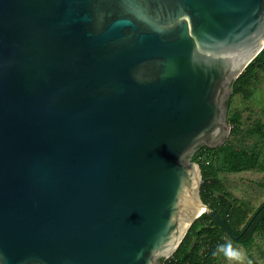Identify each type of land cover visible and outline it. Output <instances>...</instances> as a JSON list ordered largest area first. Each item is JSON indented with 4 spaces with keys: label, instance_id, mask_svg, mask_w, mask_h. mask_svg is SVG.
<instances>
[{
    "label": "water",
    "instance_id": "1",
    "mask_svg": "<svg viewBox=\"0 0 264 264\" xmlns=\"http://www.w3.org/2000/svg\"><path fill=\"white\" fill-rule=\"evenodd\" d=\"M264 47V0H0V264H161L200 146Z\"/></svg>",
    "mask_w": 264,
    "mask_h": 264
},
{
    "label": "trees",
    "instance_id": "2",
    "mask_svg": "<svg viewBox=\"0 0 264 264\" xmlns=\"http://www.w3.org/2000/svg\"><path fill=\"white\" fill-rule=\"evenodd\" d=\"M258 68H264V47L232 83L228 106L237 93L244 98L251 96L252 91L248 86ZM227 120L231 125L230 138L214 148L200 145L191 158L201 170V199L216 212L229 231L221 221L203 212L190 225L173 254L161 259V264H219V255L213 257L212 252L217 245L227 243V237L234 243L247 245L256 232L264 234V199L249 211L220 177V173L241 172L258 165L257 149L246 145L239 136L240 115L232 114ZM259 131L264 138V130Z\"/></svg>",
    "mask_w": 264,
    "mask_h": 264
},
{
    "label": "rangeland",
    "instance_id": "3",
    "mask_svg": "<svg viewBox=\"0 0 264 264\" xmlns=\"http://www.w3.org/2000/svg\"><path fill=\"white\" fill-rule=\"evenodd\" d=\"M248 87L252 91L251 96L244 98L241 93L235 94L227 107L226 118L232 114L240 115L239 136L246 145L257 149L258 165L241 172L220 173V177L243 206L252 211L264 199V138L259 131L264 130V68L256 70L255 78ZM229 138L228 135L225 141ZM190 160L196 162L192 158ZM227 242L239 249L244 259L235 262L219 255V264H248V261L251 264H264V234L256 232L247 245L234 243L228 237Z\"/></svg>",
    "mask_w": 264,
    "mask_h": 264
},
{
    "label": "clouds",
    "instance_id": "4",
    "mask_svg": "<svg viewBox=\"0 0 264 264\" xmlns=\"http://www.w3.org/2000/svg\"><path fill=\"white\" fill-rule=\"evenodd\" d=\"M217 255H223L228 260L235 262H242L244 259V254L235 248L231 242L217 245L212 252V256L215 257ZM248 264H251V261H248Z\"/></svg>",
    "mask_w": 264,
    "mask_h": 264
}]
</instances>
